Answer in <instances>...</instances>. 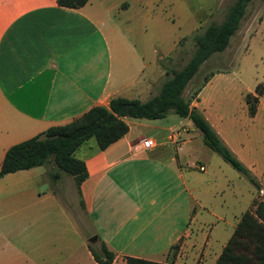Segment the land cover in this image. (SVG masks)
<instances>
[{
	"label": "crops",
	"instance_id": "crops-1",
	"mask_svg": "<svg viewBox=\"0 0 264 264\" xmlns=\"http://www.w3.org/2000/svg\"><path fill=\"white\" fill-rule=\"evenodd\" d=\"M151 12L150 0H88L79 8L59 6L56 0H0V167L9 147L49 127L67 124L94 106L108 107L117 96L146 101L157 93L165 80L159 60L170 56L176 43L162 52L153 34L146 37ZM204 15H211L209 6ZM229 74L226 69L213 73L190 106L203 114L258 182L264 176V131H231L235 121L212 107L207 96L212 91L223 97L225 91L215 88ZM258 84L247 87L244 97L255 95ZM256 96L254 115L245 104L244 121L250 126L264 122V89ZM124 120L128 131L121 138L103 150L93 142L81 152L78 158L87 170L80 185L83 206L74 210L61 236L51 234L35 246L23 242L27 264H98L82 239L92 229L114 252L111 264H126V256L215 264L241 215L254 208L253 200L231 229L222 231L220 245L210 242V233L204 237L196 225V207L204 208L196 158L211 155L201 133L173 112L158 119ZM173 131L176 142L168 138ZM147 138L155 145L144 148ZM32 169L0 179V213L28 194L37 201L54 197L44 188L35 193L27 187L32 178L17 174ZM77 215L87 218V229L77 223ZM26 219L19 225L21 232L30 229L32 221ZM11 231L10 224L0 223V233Z\"/></svg>",
	"mask_w": 264,
	"mask_h": 264
},
{
	"label": "rangeland",
	"instance_id": "rangeland-1",
	"mask_svg": "<svg viewBox=\"0 0 264 264\" xmlns=\"http://www.w3.org/2000/svg\"><path fill=\"white\" fill-rule=\"evenodd\" d=\"M233 1L150 0L152 12L146 22V37H149L148 34H153L152 40L156 48L162 52L171 50L176 43L172 54L159 60V67L181 68L194 51L193 34L202 31L211 22L220 23ZM208 6L211 15L205 17ZM222 69L230 72L229 78L224 83H219L215 89H223L225 95L222 97L216 92L209 91L207 96L208 99H212V107L216 106L228 119L235 121L232 123L234 127H230L231 131L263 132L264 122L250 126L244 121L246 112L244 94L247 87H252L254 83H260L261 88H264V0L249 2L239 29L232 36L228 47L211 54L199 67L184 91L185 97L190 98V103L195 99L206 79ZM167 77L169 76L165 74L164 79ZM93 142L95 140L91 138L86 145L76 151V156H81L86 146ZM210 154L209 156L202 153L200 158H196L197 167L202 165L206 169V172L194 169L202 179L199 185L204 207L201 209L199 206L196 207L195 211L197 213L200 211L196 225H200V232L204 237L210 233V242L212 240L213 244L218 246L224 237L222 231L231 229L242 211L247 209L253 200H264V176L258 181L259 189H256L242 173L219 154L212 150ZM56 172L59 176L55 177ZM17 174L32 178V183L27 187L35 193L37 189L40 191L44 188L46 195L54 197L49 196L43 201H37L36 196L32 198L28 194V198H23L20 203L8 208L6 214L0 213V223L5 226L10 224L12 227L10 233H0V264H27L22 255L25 251L21 246L23 242L35 246L43 243L44 238L51 234L61 236L62 231L70 226L68 221L73 218L74 210L80 208V197L73 177L59 171L54 165L46 164L33 168L28 174ZM27 187L25 189L28 190ZM26 216L32 221L31 226L28 232H21L19 225L27 220ZM76 221L80 225L84 224L87 229L86 217L77 215ZM94 236L93 229L90 233L86 231L85 237H82L85 238L83 242L99 250V239L96 237L91 240ZM75 238L77 244H81L79 233ZM81 261H85L82 256Z\"/></svg>",
	"mask_w": 264,
	"mask_h": 264
},
{
	"label": "trees",
	"instance_id": "trees-1",
	"mask_svg": "<svg viewBox=\"0 0 264 264\" xmlns=\"http://www.w3.org/2000/svg\"><path fill=\"white\" fill-rule=\"evenodd\" d=\"M57 4L67 8H79L88 0H56ZM251 0H234L228 7L220 23L211 22L202 31L192 36L194 51L189 60L179 69L164 67L168 75L158 92L147 99H129L121 96L112 98L109 106H94L71 122L52 126L44 132L9 147L0 167V179L9 173L52 164L59 171L72 176L83 206L80 185L87 177L83 160L76 151L93 138L98 149L103 150L121 138L127 131L126 117L139 119H158L173 112L181 118H187L201 135L203 142L212 151L219 154L233 168L242 173L256 188L259 184L250 170L235 156L213 129L203 114L190 106V98L184 91L193 80L199 67L214 52L225 50L239 29L247 5ZM260 84L255 95L246 94L245 103L250 115L256 111L257 96L263 93ZM59 176L56 172L55 177ZM174 248V247H173ZM94 260L98 264H111L115 257L103 241L99 250L89 246ZM126 264H173L157 262L144 258L126 256ZM215 264H264V200H254V208L244 212Z\"/></svg>",
	"mask_w": 264,
	"mask_h": 264
},
{
	"label": "built area",
	"instance_id": "built-area-1",
	"mask_svg": "<svg viewBox=\"0 0 264 264\" xmlns=\"http://www.w3.org/2000/svg\"><path fill=\"white\" fill-rule=\"evenodd\" d=\"M168 138H169V140H173L174 142H176L178 139L177 131L171 132L170 135L168 136ZM154 145H155V140L153 138H147V139H144L142 141V146L144 148H150ZM178 148H180V147H178ZM199 170L205 171V167L201 165V166H199ZM260 191L263 192V190H260Z\"/></svg>",
	"mask_w": 264,
	"mask_h": 264
},
{
	"label": "water",
	"instance_id": "water-1",
	"mask_svg": "<svg viewBox=\"0 0 264 264\" xmlns=\"http://www.w3.org/2000/svg\"><path fill=\"white\" fill-rule=\"evenodd\" d=\"M96 238V236H94L93 238H91V240H94Z\"/></svg>",
	"mask_w": 264,
	"mask_h": 264
}]
</instances>
